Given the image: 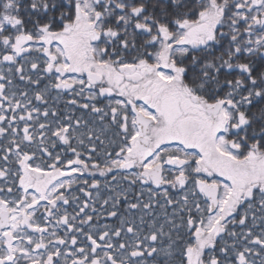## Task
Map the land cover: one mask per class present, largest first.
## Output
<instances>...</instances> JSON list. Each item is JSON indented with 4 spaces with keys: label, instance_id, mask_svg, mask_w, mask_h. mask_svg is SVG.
Listing matches in <instances>:
<instances>
[{
    "label": "snow or ice",
    "instance_id": "6c2138e0",
    "mask_svg": "<svg viewBox=\"0 0 264 264\" xmlns=\"http://www.w3.org/2000/svg\"><path fill=\"white\" fill-rule=\"evenodd\" d=\"M0 264H264V0H0Z\"/></svg>",
    "mask_w": 264,
    "mask_h": 264
}]
</instances>
